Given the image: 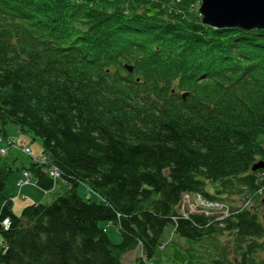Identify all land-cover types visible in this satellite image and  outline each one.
Returning a JSON list of instances; mask_svg holds the SVG:
<instances>
[{"label": "trees", "instance_id": "trees-1", "mask_svg": "<svg viewBox=\"0 0 264 264\" xmlns=\"http://www.w3.org/2000/svg\"><path fill=\"white\" fill-rule=\"evenodd\" d=\"M196 1L0 0V136L39 138L48 164L24 169L63 185L16 216L0 164V264H142L173 237L184 264H264V30L203 25ZM195 195L227 215L183 211Z\"/></svg>", "mask_w": 264, "mask_h": 264}, {"label": "rangeland", "instance_id": "rangeland-1", "mask_svg": "<svg viewBox=\"0 0 264 264\" xmlns=\"http://www.w3.org/2000/svg\"><path fill=\"white\" fill-rule=\"evenodd\" d=\"M200 5H201V1L198 0L195 3L190 4L189 8L192 10L194 15L200 16L198 11ZM16 130H17L16 127L12 125H8L6 127L7 135L12 139L7 140L10 145H8L6 142L0 143V149L5 148L8 151L5 157L0 155V164L6 163L10 165L13 168V170L18 169V171L12 174V176L8 179L4 190V195L12 198L11 210L14 215L20 216L23 208H25L28 205L37 204V203H41V204L52 203L53 200L57 197V194L61 193V191L63 190V185L57 184V186H55L56 188L54 187V189L51 192H48L46 194L37 187H33L29 185L23 187L17 186L16 182L18 181V179L21 178L20 171L23 168H28L32 162L31 158H29L28 155L24 154L25 149H28L29 153L33 154V157L35 158L37 157V159L39 157L41 158L44 155L42 154V143L39 138L34 137L30 133H26L21 136L17 133ZM21 143H24L25 145H22ZM213 189L214 186L211 184H208L206 186V190L209 193H212ZM77 190H78V194L84 199H92L94 201L98 200L96 195H94L91 191L87 190L83 185H80ZM208 200L212 202H219L221 205L224 206L223 211L226 212L227 204H225L223 199L221 200L208 199ZM186 210L190 213H199V212H211L214 211L215 209L214 207L206 206V204L205 205L202 204L200 199H198L197 197L195 198L190 197L184 200L183 202V211ZM216 213L222 215L220 211L218 212L216 211ZM226 214L227 213H223L224 217ZM106 229L108 231V236L112 241V243L117 244L121 241V236L116 227L106 225ZM169 239L170 240L168 242V246L165 250H163L160 258L148 262L144 261L142 264H184L188 260V254L186 252V248L188 246H191L190 244L192 243L178 237H173ZM138 258H140L139 251L138 250L133 251L131 253L126 254L123 257V264H139L137 261Z\"/></svg>", "mask_w": 264, "mask_h": 264}, {"label": "water", "instance_id": "water-1", "mask_svg": "<svg viewBox=\"0 0 264 264\" xmlns=\"http://www.w3.org/2000/svg\"><path fill=\"white\" fill-rule=\"evenodd\" d=\"M202 23L215 29L264 30V0H201ZM131 72L132 67L125 66ZM264 167L260 162L253 171Z\"/></svg>", "mask_w": 264, "mask_h": 264}, {"label": "built area", "instance_id": "built-area-1", "mask_svg": "<svg viewBox=\"0 0 264 264\" xmlns=\"http://www.w3.org/2000/svg\"><path fill=\"white\" fill-rule=\"evenodd\" d=\"M11 139H12V138H2V137H0V143L6 142L8 145H10V144L8 143L7 140H11ZM12 141H13V140H12ZM9 142H11V141H9ZM21 144H22V145H25L24 143H21ZM21 144H20V146H21ZM20 146H19V147H20ZM23 152H24V151H23ZM7 153H8L7 149H5V148H1V149H0V155L5 156ZM24 154H25V155H28L29 158H31V161H32L33 164H37V165H40V166H42V167L47 166V164H48V161H47V158H46V157L42 156L41 158L39 157V158L37 159V157L35 158V157H33L32 154L29 153L28 149H25ZM46 171L48 172L49 176H50L54 181H58V180H59V178H60V174H59V171H58V169H57L56 167H54V166H51V167H50V166H49V167H48V170H46ZM16 183H17V186H19V187H23V186H27V185H29V186H33V187H36V183H35V181L33 180L32 176L30 175V173H29L27 170H23V171L21 172V178L18 179V181H17ZM263 193H264V190L261 191V192L259 193V195H261V194H263ZM45 194H46V193H45ZM195 197H197L198 199H200V201L202 202V204H204V205L206 204V206L214 207L215 210L212 211V212H216V211L218 212V211H220L222 215H223V213H227V212H228L227 209H226V212L223 211V210H224V206L221 205L219 202H212V201H209V200L203 198L201 195H195L194 197L192 196V198H195ZM188 198H190V197L185 196L184 200H186V199H188ZM245 206H246V204H245ZM226 208H227V207H226ZM200 210H201V209H200ZM204 213H205V212H204ZM207 213H208V212H207ZM226 215H227V214H226ZM4 226H5V227H8V226H9V221H8V220H5V221H4ZM4 247H5L4 244H3L2 242H0V250H2Z\"/></svg>", "mask_w": 264, "mask_h": 264}]
</instances>
